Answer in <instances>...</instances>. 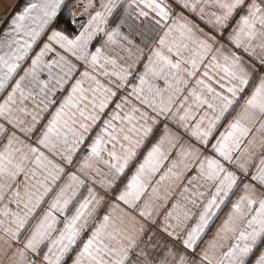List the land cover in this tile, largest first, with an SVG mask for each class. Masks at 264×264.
I'll return each instance as SVG.
<instances>
[{
  "label": "snow or ice",
  "instance_id": "obj_1",
  "mask_svg": "<svg viewBox=\"0 0 264 264\" xmlns=\"http://www.w3.org/2000/svg\"><path fill=\"white\" fill-rule=\"evenodd\" d=\"M11 7L0 264H264V0Z\"/></svg>",
  "mask_w": 264,
  "mask_h": 264
},
{
  "label": "crops",
  "instance_id": "obj_2",
  "mask_svg": "<svg viewBox=\"0 0 264 264\" xmlns=\"http://www.w3.org/2000/svg\"><path fill=\"white\" fill-rule=\"evenodd\" d=\"M14 3H16V0H0V16H3L6 11L9 13V15H11V12L15 10V9H12L11 7ZM135 39L137 43L140 42V37L137 36L135 37ZM122 186L123 185L121 184V187ZM214 227L215 225L213 226V228Z\"/></svg>",
  "mask_w": 264,
  "mask_h": 264
}]
</instances>
